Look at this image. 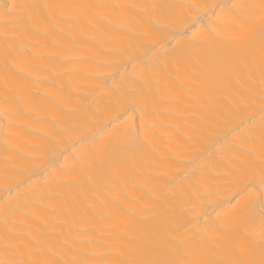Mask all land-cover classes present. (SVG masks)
Instances as JSON below:
<instances>
[{
  "label": "bare ground",
  "instance_id": "1",
  "mask_svg": "<svg viewBox=\"0 0 264 264\" xmlns=\"http://www.w3.org/2000/svg\"><path fill=\"white\" fill-rule=\"evenodd\" d=\"M0 264H264V0H0Z\"/></svg>",
  "mask_w": 264,
  "mask_h": 264
}]
</instances>
